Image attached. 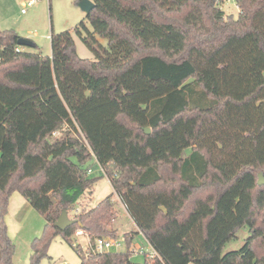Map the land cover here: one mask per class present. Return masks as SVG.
Wrapping results in <instances>:
<instances>
[{"label": "trees", "instance_id": "trees-1", "mask_svg": "<svg viewBox=\"0 0 264 264\" xmlns=\"http://www.w3.org/2000/svg\"><path fill=\"white\" fill-rule=\"evenodd\" d=\"M92 1V30L81 21L74 33L94 60L70 31L50 35L44 56L0 30V264H13L14 191L45 219L28 264L57 236L80 264H135L137 232L161 258L141 264H264V0H233L236 16L225 0ZM95 166L137 228L124 252L73 245L78 228L92 245L118 238L112 195L79 205ZM63 209L76 222L61 230ZM243 227V244L224 253Z\"/></svg>", "mask_w": 264, "mask_h": 264}, {"label": "rangeland", "instance_id": "rangeland-1", "mask_svg": "<svg viewBox=\"0 0 264 264\" xmlns=\"http://www.w3.org/2000/svg\"><path fill=\"white\" fill-rule=\"evenodd\" d=\"M27 0H0V30L12 29L19 37L31 40L36 46L20 45L23 51L41 53L44 56L51 54L50 35H57L63 31L73 32L76 53L80 58L94 60L93 52L83 43L81 38L74 33L75 27L84 21L89 30L91 25L85 18V13L78 6L79 0H38L34 5L26 7L24 13L22 2ZM222 9L226 14L236 16L239 12L233 1L223 2ZM101 44L106 46L107 41L99 38ZM186 152H189L187 150ZM91 177H97L94 183L93 192L85 195L80 207L89 208L108 195H112L115 203L117 216L111 220L110 227L116 229L121 246L114 252H124L128 249L124 242L125 233L137 231L131 218L123 209L119 199L114 194L111 184L107 177H103L96 166L93 168ZM91 194V195H90ZM11 203L5 216L7 234L15 246L13 264H28L31 254L30 243L41 235L45 219L31 205L21 207L18 200H26L17 191L12 194ZM27 201V200H26ZM23 202V201H22ZM28 202V201H27ZM73 212H69V216ZM248 235L246 227L241 228L236 237L224 245L223 252L238 249ZM73 245L79 244L83 250L87 246L85 236H72ZM150 248L148 241L141 232L135 233L130 250L135 246ZM129 250V249H128ZM149 250V249H148ZM49 257L43 258L38 264H80L81 259L77 250L62 239L61 236L55 237L48 250ZM130 260L135 264L144 263L147 259L143 254L131 253Z\"/></svg>", "mask_w": 264, "mask_h": 264}, {"label": "built area", "instance_id": "built-area-1", "mask_svg": "<svg viewBox=\"0 0 264 264\" xmlns=\"http://www.w3.org/2000/svg\"><path fill=\"white\" fill-rule=\"evenodd\" d=\"M38 0H27L26 2H24L22 5V9H21V12L24 13L26 11V7H29V6H32L34 5ZM226 2H230V1H233V0H225ZM58 134V131H54L53 132V135H56ZM101 173H103V170L102 168H100L99 170ZM88 173H92V170L89 169L88 170ZM106 177V176H105ZM108 179V178H107ZM109 180V179H108ZM80 210V207H77L75 209V212H78ZM74 236H85L86 240H87V246L84 250V254L86 256H88L91 252H114L116 251L117 249L120 248L121 246V241L118 239V238H102V237H98V238H95V241L93 243V245L91 244L90 242V236L81 228H78L74 234ZM125 242V238L123 240ZM149 244V243H148ZM149 247L148 249L142 247V246H135L134 249L130 250L129 248V251L130 253H139V254H143L145 256V258L153 263L157 260H160L161 261V258L160 256L158 255V253L150 246L149 244Z\"/></svg>", "mask_w": 264, "mask_h": 264}, {"label": "water", "instance_id": "water-1", "mask_svg": "<svg viewBox=\"0 0 264 264\" xmlns=\"http://www.w3.org/2000/svg\"><path fill=\"white\" fill-rule=\"evenodd\" d=\"M78 6L87 15L93 10L94 2L92 0H79ZM17 43L18 45H24V46L33 45V42L31 40L24 37H19ZM145 132L148 133L149 128H145ZM257 183L259 185H264V174L262 172L258 173ZM75 222L76 220L69 216L68 211L66 209H63L60 215L58 216L55 225L61 230H64L66 227L74 224Z\"/></svg>", "mask_w": 264, "mask_h": 264}, {"label": "crops", "instance_id": "crops-1", "mask_svg": "<svg viewBox=\"0 0 264 264\" xmlns=\"http://www.w3.org/2000/svg\"><path fill=\"white\" fill-rule=\"evenodd\" d=\"M24 2H22V4H23ZM11 199H12V195L10 196V199H9V205H10V203H11ZM23 201V202H22ZM18 203H19V205L21 206V207H25L26 206V208L28 207L27 205H29L28 204V202L26 201V200H18ZM8 205V206H9ZM135 228H136V226H135ZM137 229V228H136Z\"/></svg>", "mask_w": 264, "mask_h": 264}]
</instances>
